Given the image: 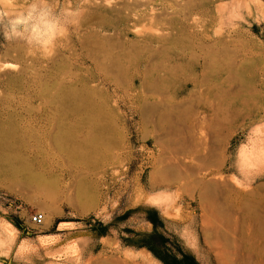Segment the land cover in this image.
Wrapping results in <instances>:
<instances>
[{"label":"rangeland","instance_id":"obj_1","mask_svg":"<svg viewBox=\"0 0 264 264\" xmlns=\"http://www.w3.org/2000/svg\"><path fill=\"white\" fill-rule=\"evenodd\" d=\"M168 32V45L152 39ZM0 40V264H142V253L162 264L87 226L141 203L183 224L218 264L207 223L239 240L243 199L261 187L264 196V0H0ZM152 47V62L168 52L180 66L164 92L178 86L175 102L159 108H175L164 126L157 113L140 116L149 104L137 96L150 92L139 82L130 95L107 82L117 58ZM205 72L227 83L194 87ZM84 98L106 101L105 113ZM213 149L223 164L211 172ZM206 181L217 183L214 203L200 198ZM245 203L264 214V202Z\"/></svg>","mask_w":264,"mask_h":264},{"label":"bare ground","instance_id":"obj_2","mask_svg":"<svg viewBox=\"0 0 264 264\" xmlns=\"http://www.w3.org/2000/svg\"><path fill=\"white\" fill-rule=\"evenodd\" d=\"M126 4V3H125ZM121 5V4H120ZM123 6L126 7V5H124L123 3ZM131 13V12H130ZM132 14V13H131ZM124 18V17H123ZM184 31V30H183ZM185 33V32H184ZM168 37H170V33L168 32L166 35L164 36H159V37H156V38H152L155 40V42L157 41L158 44L160 42L163 43L164 45L162 46H165V45H168L169 42H168ZM149 41V40H147ZM145 40V42H142V43H146L147 42ZM151 42V41H150ZM156 42V44H157ZM135 44L137 45V42H132V44ZM140 44V42H139ZM150 44V43H148ZM146 43V45H148ZM145 45V44H144ZM145 45V46H146ZM155 45V44H154ZM133 47L137 48L138 46H134L132 45ZM141 46V45H140ZM144 46V47H145ZM151 46V44H150ZM148 45V47H150ZM156 46V45H155ZM153 46V47H155ZM102 47V46H101ZM151 48L150 50H148V55H146L145 57H141L139 54V57L138 56H132L131 54L129 55H123L122 57L120 58H117L116 62H115V65H116V72H118V75H114L116 74V72L113 74V76H109L111 73V71H113V69L109 72V78H107V82H111L112 85L115 87V90L117 91H123L126 95H130L129 94V90H135V85L137 82L140 83L141 87L143 88V90H148L150 93L148 94H142V92H140V94H138V99L139 101L142 103L144 102H148L149 106L147 107V109L145 110H140V116H142V118L146 119L148 118L149 116L151 117L152 115H155L157 113V118L158 120L163 124V126L169 122V118H170V113H172L171 111L175 108H171L170 110H168L166 108L167 111H161L159 110L160 108V105L161 104H164V103H169V104H172L175 102V97L173 96L174 94H176L178 92V89L179 87L177 86V88L173 89V87L171 88V94L170 95H165L164 92L166 90H169L170 87L172 86L171 85V82L169 81V77L172 78V74L173 72L175 71H178L179 70V65L178 63L176 62H172V59L170 58V55L167 53H164L162 55V58L159 60L158 63H155V62H152V60L154 59V51H159L157 49H154V48ZM157 47V46H156ZM155 47V48H156ZM140 49V47H138ZM146 48V47H145ZM142 49V48H141ZM154 49V51L152 50ZM147 50V49H145ZM144 51V50H143ZM137 52V51H136ZM142 52V51H140ZM146 52V51H145ZM128 53V52H127ZM159 54V53H158ZM110 57V55H108ZM107 56V58H108ZM114 56V55H113ZM112 57V56H111ZM117 57V56H115ZM119 57V56H118ZM106 58V59H107ZM114 57H112L111 59H113ZM180 58V57H179ZM105 59V58H104ZM110 59V58H109ZM108 59V61H110ZM107 61V62H108ZM176 61V60H175ZM178 61V60H177ZM104 63V61H103ZM102 63V64H103ZM98 67L100 64H98ZM8 66V65H7ZM102 67H104L103 65H101ZM109 65L106 66L105 64V67H108ZM113 66V65H111ZM111 66H109L110 68H112ZM97 67V66H96ZM101 67V68H102ZM182 67V66H181ZM203 67V65H202ZM100 68V71H102ZM108 69V68H107ZM107 69H104L105 71ZM203 70V69H202ZM103 72V71H102ZM101 72V74H102ZM114 72V71H113ZM164 72V73H163ZM105 73V72H104ZM107 74V73H105ZM150 74V75H149ZM198 74V73H197ZM201 74V75H200ZM197 76L193 77V85L194 87H204V88H207L208 90H211V91H215L219 86L220 84H225L227 83L226 82V77L223 76V72L221 74H208V73H200ZM123 76L124 77V80L126 79V83L124 81L123 84H126V86H122L120 85V82H119V76ZM194 75V74H193ZM106 76V75H105ZM106 78V77H105ZM104 78V79H105ZM121 78V77H120ZM230 79V77H229ZM91 79H89L90 81ZM97 80V79H96ZM106 80V79H105ZM123 80V78H122ZM88 81V80H87ZM93 81V80H92ZM184 81V79H183ZM185 82V81H184ZM86 83V82H85ZM90 83V82H89ZM183 83V82H182ZM181 83V84H182ZM87 84V83H86ZM92 86V84H91ZM87 87V85H86ZM90 87V86H89ZM85 88V87H84ZM91 88V87H90ZM93 88V87H92ZM86 89V88H85ZM94 89V88H93ZM120 89V90H119ZM142 90V91H143ZM86 91V90H85ZM90 91V90H89ZM88 91V96H90V92ZM95 93V92H94ZM168 94V93H167ZM220 94V93H219ZM94 95V94H93ZM212 95V94H211ZM86 97V96H85ZM93 97V96H91ZM82 99V97H81ZM87 99H90L87 98ZM108 99V98H107ZM85 100V98H84ZM81 100L82 104L84 102L83 105H87L85 104L87 100ZM79 101V100H78ZM88 101H91V100H88ZM105 101V100H104ZM94 101L92 100V103ZM101 102V101H100ZM110 102V101H108ZM150 102V103H149ZM95 103V102H94ZM97 103V102H96ZM106 103V101H105ZM105 103H100V104H94L92 105L93 106V110H98L99 112L97 111H92L91 114L94 113H99L100 116H102L100 113H105ZM89 104V102H88ZM107 104V103H106ZM145 104V103H144ZM81 105V103H79V106ZM91 105V104H90ZM82 106V105H81ZM80 106V107H81ZM89 106V105H87ZM91 106V107H92ZM165 106V105H164ZM90 106L88 108H91ZM162 107V106H161ZM166 107V106H165ZM172 107V106H171ZM177 107V106H176ZM82 108L84 107H81L80 109L82 110ZM86 108V107H85ZM85 108L83 110H85ZM164 109V108H163ZM88 111V110H87ZM86 111V112H87ZM174 112V110H173ZM83 113V111H82ZM81 113V114H82ZM85 113V112H84ZM87 114V113H86ZM90 114V115H91ZM78 115V114H77ZM172 116V114H171ZM173 118V117H172ZM49 119H50V116H49ZM47 119V121L49 120ZM50 122V120L48 121ZM47 122V123H48ZM46 123V124H47ZM88 125L91 126V123H88ZM56 126V125H55ZM54 127V126H53ZM47 129V128H46ZM48 130V129H47ZM54 130V129H52ZM89 130V129H88ZM61 132H67V130L63 131V128L60 130ZM90 132V130H89ZM48 135V134H47ZM5 137H7V135H5L3 132L1 134V143L3 140H5ZM189 141V140H188ZM170 143V142H169ZM173 142H171L172 144ZM175 144V143H174ZM257 144V143H256ZM170 145V144H169ZM189 145V144H188ZM171 146V145H170ZM261 146V145H260ZM181 149H182V144H181ZM197 147V145H196ZM177 149V148H176ZM254 149V148H253ZM261 149V148H260ZM178 150V149H177ZM262 151V150H261ZM210 157L213 159L210 160L212 161L211 165V172H214L218 169H220V167L222 166L223 164V158L220 160V161H217V158H215L216 155H218L219 153L215 151V149H213L212 151H210ZM251 152H254L251 151ZM250 152V153H251ZM257 152V151H256ZM259 152V151H258ZM199 153V152H198ZM254 154V153H253ZM260 154V153H259ZM262 154V153H261ZM258 155V154H257ZM197 156V155H196ZM254 156V155H253ZM259 157V156H258ZM174 158V157H172ZM260 158V157H259ZM176 158H174L175 160ZM243 159V158H242ZM248 159V158H247ZM249 162V160H248ZM250 162L252 163V161L250 160ZM262 162V161H260ZM173 164V162H172ZM179 164V163H178ZM243 164V163H242ZM246 165V164H245ZM244 166V165H243ZM252 166V165H251ZM179 167V166H177ZM176 167V168H177ZM255 167H257V165H255ZM210 168V167H209ZM210 172V173H211ZM249 175V174H248ZM218 177V176H217ZM224 177V176H223ZM216 178V177H215ZM221 178V177H220ZM226 178V177H224ZM233 179V178H232ZM235 179V178H234ZM227 179H225L224 181H226ZM224 181L222 180V183L224 185ZM233 183V182H232ZM236 183V181L234 182ZM237 184V183H236ZM239 184V183H238ZM228 185V184H227ZM233 185V184H232ZM239 185H243V184H239ZM246 186V185H245ZM252 186V185H251ZM247 187V186H246ZM250 187V186H248ZM220 189H221V186H220ZM217 183L215 181H206V182H203L201 184V190H200V198L202 200L203 203H206V202H216L217 201ZM220 191V190H219ZM262 191V187L259 188V191H253L249 196H246L245 199H243L242 201V204H244L245 206V214H246V222L244 223V225H242V228H240V238L239 240L236 239L232 234H229L228 232H222V231H219L217 227H211V225H209V222L207 223V227H205V236L207 239L211 240V243H213L215 246H216V254H217V258H218V264H253L254 262V259H258V261L261 263V264H264V214H262L260 212V209L259 207H250L247 203H245V201L249 202L250 200L252 202H255V204H257V206L264 202L263 199H264V196H261V192ZM253 196V198H252ZM199 198V199H200ZM254 200V201H253ZM223 201V200H222ZM211 204V203H210ZM214 206V204H213ZM210 208V207H208ZM215 208V207H214ZM204 209V208H203ZM241 210V209H240ZM215 211V210H214ZM236 211V209L234 210ZM239 211V210H238ZM262 211V210H261ZM206 212V211H205ZM204 212V213H205ZM209 212V211H208ZM207 214V213H206ZM210 214V213H209ZM236 214V212H235ZM238 214V213H237ZM205 215V214H204ZM239 215V214H238ZM215 216V215H214ZM206 219L208 220L207 216H205ZM238 218V217H237ZM239 219V218H238ZM237 219V221H238ZM205 220V219H204ZM214 220V219H213ZM219 221V220H218ZM236 221V220H235ZM237 221L235 222V224L237 225ZM212 222V221H211ZM227 223V227H232L230 225V221L227 220L226 221ZM212 224V223H211ZM213 225V224H212ZM235 225V226H236ZM234 226V227H235ZM237 227V226H236ZM214 228V229H213ZM235 234V233H234ZM127 259L131 260L133 259L134 254H131V253H126L125 254ZM142 256L144 258L142 264H154L153 261L149 258H147L146 256L143 255L142 253ZM102 262V260H101ZM104 264H141L140 262H133V263H129L128 260H123V261H107L105 262ZM255 264V262H254ZM259 264V263H258Z\"/></svg>","mask_w":264,"mask_h":264},{"label":"trees","instance_id":"obj_3","mask_svg":"<svg viewBox=\"0 0 264 264\" xmlns=\"http://www.w3.org/2000/svg\"><path fill=\"white\" fill-rule=\"evenodd\" d=\"M14 223L20 226L18 221ZM87 223L97 237L117 234L123 246L145 248L162 264H215L202 241L196 247L190 245L184 225L164 216L153 203H141L125 211L119 209L106 219L89 218ZM140 225L144 228H137Z\"/></svg>","mask_w":264,"mask_h":264},{"label":"built area","instance_id":"obj_4","mask_svg":"<svg viewBox=\"0 0 264 264\" xmlns=\"http://www.w3.org/2000/svg\"><path fill=\"white\" fill-rule=\"evenodd\" d=\"M45 219L44 214L43 213H35L32 217V221L35 224H41L43 222V220Z\"/></svg>","mask_w":264,"mask_h":264}]
</instances>
